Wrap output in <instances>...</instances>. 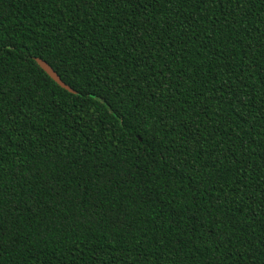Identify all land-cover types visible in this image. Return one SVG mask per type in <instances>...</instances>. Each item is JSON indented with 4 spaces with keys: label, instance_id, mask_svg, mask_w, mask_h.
<instances>
[{
    "label": "trees",
    "instance_id": "1",
    "mask_svg": "<svg viewBox=\"0 0 264 264\" xmlns=\"http://www.w3.org/2000/svg\"><path fill=\"white\" fill-rule=\"evenodd\" d=\"M137 3L0 0V264H264V0Z\"/></svg>",
    "mask_w": 264,
    "mask_h": 264
},
{
    "label": "water",
    "instance_id": "2",
    "mask_svg": "<svg viewBox=\"0 0 264 264\" xmlns=\"http://www.w3.org/2000/svg\"><path fill=\"white\" fill-rule=\"evenodd\" d=\"M38 65L57 83L59 84L62 88L75 93V91L69 87L66 83L62 81L60 76L54 71V69L45 61L41 59L36 60Z\"/></svg>",
    "mask_w": 264,
    "mask_h": 264
},
{
    "label": "snow or ice",
    "instance_id": "3",
    "mask_svg": "<svg viewBox=\"0 0 264 264\" xmlns=\"http://www.w3.org/2000/svg\"><path fill=\"white\" fill-rule=\"evenodd\" d=\"M123 2L128 6V7H132L134 4H136L137 6L138 3H137V0H123ZM142 2V0H141ZM142 15H145L146 16V10L145 12L141 13ZM223 98V97H222ZM186 119V118H185ZM177 127V125H174L173 126V131H175V128ZM180 127V135H183L184 134V129H183V126H179ZM200 140V137L199 136H193L192 139H191V143L193 145H196Z\"/></svg>",
    "mask_w": 264,
    "mask_h": 264
}]
</instances>
